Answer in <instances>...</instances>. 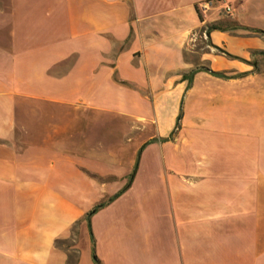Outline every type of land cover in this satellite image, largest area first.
I'll list each match as a JSON object with an SVG mask.
<instances>
[{
  "label": "crops",
  "instance_id": "0c3cea01",
  "mask_svg": "<svg viewBox=\"0 0 264 264\" xmlns=\"http://www.w3.org/2000/svg\"><path fill=\"white\" fill-rule=\"evenodd\" d=\"M200 1L0 0V264H264V0Z\"/></svg>",
  "mask_w": 264,
  "mask_h": 264
},
{
  "label": "trees",
  "instance_id": "16d2710c",
  "mask_svg": "<svg viewBox=\"0 0 264 264\" xmlns=\"http://www.w3.org/2000/svg\"><path fill=\"white\" fill-rule=\"evenodd\" d=\"M226 24H223V23H221V22H216V23H213V24H210L208 27H207V29H206V31H205V33H207V32H209L210 30H216V29H218V30H222V29H225L226 27ZM261 54L264 56V52H261ZM227 56H229V57H232V56H230V55H228L227 54ZM197 70H199V68H195V69H192V70H190L187 74H189V75H192L193 74V72L194 71H197ZM212 75H215V76H223L221 73H218V72H210ZM180 119V115L178 116V120ZM178 127V123L176 124V128ZM174 133V131H172V133L171 134H173ZM149 142H147L146 144H148ZM146 144H144L143 146H145ZM126 187H127V185L121 190V191H119L117 194H115L113 197H111L108 201H106V202H102V203H100V204H98V205H96L92 210H90L89 212H88V214L86 215V221H87V223H88V226H89V219H90V217L98 210V209H100V208H102L103 206H105V204L107 203V202H110V201H112L113 199H115L121 192H123L125 189H126ZM62 241H57V244H59V243H61ZM94 260H95V262H96V264L98 263L97 262V260H96V258L94 257Z\"/></svg>",
  "mask_w": 264,
  "mask_h": 264
},
{
  "label": "built area",
  "instance_id": "2783aa9c",
  "mask_svg": "<svg viewBox=\"0 0 264 264\" xmlns=\"http://www.w3.org/2000/svg\"><path fill=\"white\" fill-rule=\"evenodd\" d=\"M220 0H203L198 2L197 4V10L200 12H206L207 10H209L210 8H212L217 2H219ZM225 13L230 14L231 13V8L229 6H226L224 8Z\"/></svg>",
  "mask_w": 264,
  "mask_h": 264
},
{
  "label": "rangeland",
  "instance_id": "374dc122",
  "mask_svg": "<svg viewBox=\"0 0 264 264\" xmlns=\"http://www.w3.org/2000/svg\"><path fill=\"white\" fill-rule=\"evenodd\" d=\"M192 43H193V42H192ZM194 44H197V43L194 42ZM189 55H191V54H189ZM195 55H196V53H195ZM197 56H198V54L196 55V58H197V59L195 58V64H198V57H197ZM116 125H117V124H116ZM116 127H117V126H116ZM74 237H75V236L72 235V237H71L69 240H66V241L64 240V241H62L61 243H59L58 245H60V246H61V245L68 246V245L71 243V240L74 239ZM72 254H73V253H72Z\"/></svg>",
  "mask_w": 264,
  "mask_h": 264
}]
</instances>
